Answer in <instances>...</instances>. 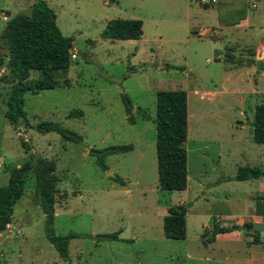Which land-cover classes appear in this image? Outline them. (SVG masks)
I'll use <instances>...</instances> for the list:
<instances>
[{"label": "rangeland", "instance_id": "374dc122", "mask_svg": "<svg viewBox=\"0 0 264 264\" xmlns=\"http://www.w3.org/2000/svg\"><path fill=\"white\" fill-rule=\"evenodd\" d=\"M45 2L75 56L54 74V88L23 94L26 124L3 117L10 85L0 80V185L30 156L52 159L53 214L48 221L41 211L29 172L0 232V264H66L45 237L47 225L58 235L85 234L69 239L70 264H264V227L242 229L264 226V143L251 139L254 105L264 102V71L255 65L264 61V0L254 7L237 0L208 7L187 0ZM30 4L0 0V30L7 15L28 13ZM112 18L139 19L140 38H101ZM37 76L29 71V78ZM162 89L186 93L187 191L157 188L154 94ZM72 109L82 115L68 117ZM42 121L60 123L80 139L37 132ZM110 145L130 149L105 155L101 169L89 150ZM243 165L262 175L232 179ZM177 203L186 205L185 237L167 239L162 216ZM253 214L262 221L253 222ZM213 224L237 229L205 244ZM118 229L116 239L100 237Z\"/></svg>", "mask_w": 264, "mask_h": 264}, {"label": "trees", "instance_id": "16d2710c", "mask_svg": "<svg viewBox=\"0 0 264 264\" xmlns=\"http://www.w3.org/2000/svg\"><path fill=\"white\" fill-rule=\"evenodd\" d=\"M114 3L117 0H104ZM139 19L112 18L105 22L101 38L114 40H134L142 34ZM71 37L61 34L55 23V13L45 0H32L28 13H16L8 17L0 30V80L9 82V89L4 100L3 117L15 126L26 117L23 111V94L38 93L57 85L54 74L64 72L70 63L72 52ZM38 72L36 78H29V71ZM154 128H155V160L157 173V188L159 191H182L186 186V93L182 89H162L155 92ZM124 112L128 120L132 105L126 94L121 95ZM82 115L79 109H72L68 117ZM145 116V114L143 115ZM37 132H55L63 139L78 141L80 137L60 123L42 121L35 124ZM251 139L255 143H264V103L254 105L251 122ZM24 150L28 149L25 142L20 143ZM130 145H110L101 149H90L89 153L101 169H105L103 157L109 153L123 152ZM55 163L39 155L30 156L28 160L17 167L9 169L6 182L0 185V232L10 222L13 205L23 193V185L29 172L34 176L35 191L38 195V205L41 211L51 220L53 214L54 193L57 176L54 173ZM262 175L256 166H239L232 179L241 181L257 178ZM186 205L177 203L166 208L162 216V234L167 239L180 240L185 237ZM237 229V224L219 226L213 224L210 234L203 243L213 240L217 234L231 232ZM120 230L102 234L100 237L113 240ZM47 241L57 252V255L68 261L67 245L73 237H85V234L68 232L64 235L55 234L47 225L45 228Z\"/></svg>", "mask_w": 264, "mask_h": 264}, {"label": "built area", "instance_id": "2783aa9c", "mask_svg": "<svg viewBox=\"0 0 264 264\" xmlns=\"http://www.w3.org/2000/svg\"><path fill=\"white\" fill-rule=\"evenodd\" d=\"M187 1L195 5H200L202 7H208V6H215L223 1H233V0H187ZM237 1L250 2L251 5L254 7L261 0H237ZM74 56L75 54L71 52L70 57L74 58ZM0 167H1V163H0Z\"/></svg>", "mask_w": 264, "mask_h": 264}, {"label": "water", "instance_id": "95a60500", "mask_svg": "<svg viewBox=\"0 0 264 264\" xmlns=\"http://www.w3.org/2000/svg\"><path fill=\"white\" fill-rule=\"evenodd\" d=\"M83 57V55H81ZM256 68L258 71H264V61H256L255 62ZM263 224L260 223H251V224H247L245 226L242 227V229H253L256 230L258 232H262L263 231Z\"/></svg>", "mask_w": 264, "mask_h": 264}, {"label": "crops", "instance_id": "0c3cea01", "mask_svg": "<svg viewBox=\"0 0 264 264\" xmlns=\"http://www.w3.org/2000/svg\"><path fill=\"white\" fill-rule=\"evenodd\" d=\"M104 1V0H103ZM31 2H32V0H31ZM226 2H228V1H223V2H220V3H222V4H224V3H226ZM245 2V1H244ZM8 17H10V16H6V19L8 18ZM5 19V20H6ZM5 20H4V22H5ZM139 39V38H138ZM131 40V39H130ZM137 39H134V41H136ZM261 103V102H260ZM262 103H264V102H262ZM185 150H186V148H185ZM253 179V178H252ZM187 181V180H186ZM263 185H264V183H263ZM188 190V185L186 184V186H185V189H184V191H187ZM262 218H263V215H260V214H253V216H252V220H253V222H261L262 221ZM228 233V232H227ZM223 234V233H222Z\"/></svg>", "mask_w": 264, "mask_h": 264}]
</instances>
